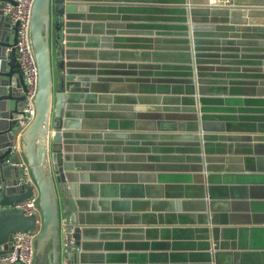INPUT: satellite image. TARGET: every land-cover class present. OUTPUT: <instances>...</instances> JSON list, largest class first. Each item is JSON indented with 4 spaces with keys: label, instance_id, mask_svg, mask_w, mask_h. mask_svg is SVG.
I'll return each mask as SVG.
<instances>
[{
    "label": "crops",
    "instance_id": "crops-1",
    "mask_svg": "<svg viewBox=\"0 0 264 264\" xmlns=\"http://www.w3.org/2000/svg\"><path fill=\"white\" fill-rule=\"evenodd\" d=\"M213 1L190 0L195 5H214ZM236 1L239 4L251 2ZM181 12L180 8L161 14L150 8L121 9L122 14L118 16L131 19L127 24L134 29L145 25L147 27H141L145 31L152 30L151 26L162 27L155 30V36L115 37L112 41L110 36L102 38L97 34L101 30L100 19L108 18L112 12L106 8L95 9L91 19L97 18L98 23L95 25V20L92 26L81 29L84 35L80 31L71 34L74 40L68 45L73 50L70 68L76 71L79 79L89 80L95 76V71L118 70L104 64H125L121 70L129 74L123 76V82L116 87L110 84V89L120 92L114 94L118 104L137 108L133 112L118 111L126 117L116 120L119 128L113 130L107 128L112 111L106 109L110 107L107 103L112 94L99 93L97 106L100 108L83 110L84 127L93 129H87L89 139L75 140L77 152L83 153L72 154L90 156L93 160L102 157L98 165L108 164V172L102 173L107 174L106 177L91 178L99 188L94 189L95 199L90 198L93 225L85 233L92 234V239L85 245L83 264H215L213 254L216 251L221 255L216 261L218 264H233L232 259H238V264H264V111L251 112L250 109L264 106L244 102L241 107L234 103V98L246 99L242 96L251 94L261 95L259 101L264 100V86H259L262 91L249 92L250 87L264 79L259 75L261 68L249 65L256 58H245L247 64L243 69L228 66L230 68L225 70L211 68L202 72V78L208 80L202 99L203 118L219 122L217 127L225 123L230 130V133L208 135L210 160H205L201 142L187 131H150L152 122L147 120V114L155 110H150L151 100H139L140 90L144 93L142 88L146 86L142 80L156 78L162 71L175 74L169 80H179L176 75L191 72L184 70L181 64L188 59L181 49L185 29ZM227 33L230 34L222 32ZM55 36L52 23L54 77L56 63L66 61L62 55L64 44L59 55ZM116 56L119 60L115 62ZM210 58L204 57L205 60ZM161 60L174 62L155 69L154 64H160ZM98 75L104 77V74ZM88 84L93 91L99 92L107 90L109 85L106 82ZM163 85L166 88L168 84ZM181 88L179 86L176 92ZM101 96L106 98L102 102L104 97ZM175 97L181 99L182 96L177 94ZM184 103L186 105L173 107L172 112L191 114V119L195 120L194 110L185 109L193 104L191 98H185ZM132 114H142V117L137 116L134 120ZM237 132L252 137L251 141L243 142L242 150L229 144L230 134ZM209 188L214 195L210 203L207 202ZM208 214L211 223L205 225ZM110 215H121L124 221L109 226L106 222Z\"/></svg>",
    "mask_w": 264,
    "mask_h": 264
},
{
    "label": "water",
    "instance_id": "water-1",
    "mask_svg": "<svg viewBox=\"0 0 264 264\" xmlns=\"http://www.w3.org/2000/svg\"><path fill=\"white\" fill-rule=\"evenodd\" d=\"M5 2L0 0V255L10 251L15 233L38 229L35 264H83L81 258L85 245H89L88 241L92 239V234L85 233V230L93 225L90 221L93 216L89 212L92 204L90 198L95 199L94 189L99 188L97 184L91 182V178H104L107 174L102 173L108 172V164L98 165L101 164L98 160H102V157H94L93 160L90 156L72 154L83 153L77 152L75 140L89 139L87 129H93L84 127L86 116L83 110L100 108L97 106L100 101L99 93L112 94L113 97L110 96V102L107 103L110 107L106 109L112 111L109 114L107 128L113 130L119 128L115 121L126 117L118 111L133 112L137 111V108L118 104L114 94L120 92L110 89V84L116 87V84L123 82L122 77L129 74L128 71L121 70L126 67L125 64H104L105 67L118 70L98 73L95 71L93 78L84 81L79 79L76 71L70 68L73 50L69 49L68 45L74 40L71 34L80 31L84 35L85 32L81 29L92 26L91 23L95 20V25L98 23L97 18L91 19L95 9L106 8L112 14L108 18L100 19L101 30L97 34L102 38L110 36L109 40L115 41V37L155 36L157 35L155 30L162 26H151L153 28L149 31L141 28L147 25H140L141 27L134 29L127 24L131 19L118 16L122 14L121 9L150 8L161 14L180 8L185 24L182 33L184 45L181 49L188 55V59L183 60L181 64L184 65V70L191 72L176 75L182 80H169L174 78L175 74L163 71L158 72L156 78L142 80L146 82V86L142 88L144 93L140 90L139 100L140 102L151 100L149 103L153 106L150 110H155L154 113L147 114V120L152 122L150 131L161 133L187 131V134L193 135L192 138L197 137L196 139L201 142V151L206 155L207 161L211 159L207 148V140L210 138L208 135L213 132L230 133V130L225 123L217 127L219 122L203 118L202 99L204 84L208 83V80L202 78V72L211 68L225 70L228 66L243 69L247 64L245 58L251 57L256 59L249 65L261 68L262 74L259 75L264 76V35H261L264 34V0H251L246 2L247 4H239L233 0L231 6L195 5L190 0H35L30 35L39 70L36 116L21 135L18 119L23 114L21 108L27 86L17 59V26L12 29L8 18L3 14ZM165 21L163 22L166 23ZM52 23L56 33L55 45L57 44L58 54L60 55V48L64 46L62 55L66 58V61L56 63L55 77L52 63ZM223 31L230 34L224 35ZM250 53L253 55L248 56ZM204 57L211 58L205 60ZM118 60L117 56L113 59L115 62ZM172 62L174 61L161 60L160 64H154V67L160 69V66ZM98 74H104V77H99ZM89 82L93 84L106 82L109 85L107 90L99 92L93 91ZM172 82L179 85L169 84ZM165 83L169 85L166 88L163 85ZM179 86H182V90L176 92ZM259 86H264V79L263 82L250 87L249 92L262 91ZM177 94L182 96L181 99L175 97ZM157 95L162 97L156 98ZM257 95L242 96L246 99L234 98L236 99L234 103L241 107L244 102L264 106V100L259 101L263 96ZM188 97L193 104L187 105L190 108L185 109L194 110L195 120L191 119V114L172 112L173 107L186 105L184 100ZM249 97L259 98L254 100ZM103 99L106 98H101V102ZM86 104L96 106L87 107ZM250 109L251 112L264 111V108ZM239 110L242 112V109ZM137 116L142 117V114H132L131 118L135 120ZM228 140L231 147L235 145L242 150L243 142L251 141L252 137L237 132L231 133ZM22 161L29 167L37 188L39 209L37 216H27L25 211L19 208L34 194L33 188L26 184L23 172L18 166ZM200 161L203 162L202 158ZM205 192L204 188L206 198ZM97 195L99 194L96 193ZM201 197L203 199V196ZM213 197L209 188L207 202L210 203ZM93 203L96 206V201ZM207 217L205 225L211 223L209 214ZM117 221H124L123 217L110 215L106 224L113 226ZM219 256L221 255L217 251L214 252L215 264H218L216 261ZM231 263L238 264V259H232Z\"/></svg>",
    "mask_w": 264,
    "mask_h": 264
},
{
    "label": "built area",
    "instance_id": "built-area-1",
    "mask_svg": "<svg viewBox=\"0 0 264 264\" xmlns=\"http://www.w3.org/2000/svg\"><path fill=\"white\" fill-rule=\"evenodd\" d=\"M3 14L8 18L12 29L17 26L18 42L16 44L17 59L27 86L25 99L18 119L19 135L33 122L36 116V97L39 86V70L34 54L30 29L32 8L35 0H5ZM214 5L231 6L233 0H214ZM19 168L23 172L26 184L34 190L33 196L19 208L25 211L27 216L39 215L37 207L38 192L31 177L29 167L22 161ZM39 230L17 232L13 235V242L9 252L0 255V264H34L35 242Z\"/></svg>",
    "mask_w": 264,
    "mask_h": 264
}]
</instances>
